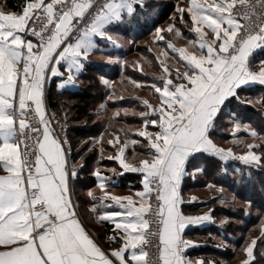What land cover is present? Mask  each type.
<instances>
[{"label":"snow or ice","instance_id":"6c2138e0","mask_svg":"<svg viewBox=\"0 0 264 264\" xmlns=\"http://www.w3.org/2000/svg\"><path fill=\"white\" fill-rule=\"evenodd\" d=\"M234 2L190 0L186 9H178L181 20L185 12L189 15L191 30L200 37V51L197 54L183 47L176 49L188 65L182 75L176 74L183 82L165 78L163 87L152 84L160 94L159 106L142 101L149 111L139 114L144 129L138 134L148 141L149 158L139 160L138 166L127 163V141L110 157L119 161L125 171L142 174L143 188L138 192L139 206L132 196L121 198L104 192L103 198L110 197L123 210L104 212L102 219L112 220L116 229L126 233L122 246L110 254L97 246L78 219L69 184L78 173L68 163L70 142L49 127L44 107L45 82L49 72L52 76L64 75V62L68 72L65 83H72L73 69L79 72L84 66L82 61L96 48L93 37L111 41L106 26L123 23L125 12L129 18L134 15L136 0H29L20 12L0 10V161L4 169L0 174V264H149L145 259L148 253L143 248L137 250V245L145 242L144 230L149 229L145 213L155 217L158 264H187L182 252L191 242L184 240L182 233L186 226L210 217H188L180 209L183 201L179 189L186 161L197 152L224 158L231 155V149L219 148L209 138L210 131L240 86L264 84V60L259 61L258 70L250 67V56L264 49V26L258 28L254 22L242 26L233 14ZM36 17L46 21L40 31L29 27ZM205 28L214 34V39H204ZM74 29L78 36L70 43ZM172 29L173 25H169L168 30ZM155 31L163 40V30L157 27ZM175 31L180 33L178 28ZM29 32L39 38L37 45L25 39ZM168 47L173 45L169 43ZM33 111L43 125L42 132L29 123L26 114ZM150 114L157 118H149ZM149 126L158 131H148ZM32 133L37 138L29 145L26 141ZM252 135H256L254 130ZM29 154L35 157L34 164ZM236 158L247 165H259L264 157L249 150ZM94 175L104 189L106 178L99 171ZM88 195L93 193L89 191ZM149 197L152 205L143 202ZM260 239H264V221ZM256 243L253 237L243 248L246 258L240 264H252Z\"/></svg>","mask_w":264,"mask_h":264},{"label":"crops","instance_id":"0c3cea01","mask_svg":"<svg viewBox=\"0 0 264 264\" xmlns=\"http://www.w3.org/2000/svg\"><path fill=\"white\" fill-rule=\"evenodd\" d=\"M163 1H175L176 10L163 24L154 26L153 22L158 15L159 7ZM28 2L29 0L26 1V3ZM45 2H50V0H45ZM201 2L211 3L212 0H201ZM189 3L190 0H136L134 4V15L129 18L125 12L123 23L117 22L106 26L108 34L112 37L111 41L93 37L96 48L89 54L86 61H82L84 66L79 72L73 69L74 81L72 83H65L68 72L66 70L67 65L64 62L61 64V71L64 72L63 76H52L49 72L48 79L45 82L44 92L45 115L47 114L48 108L50 109L48 98L50 87L53 85L56 91L60 92L81 89L80 82H82V77L87 72L88 66L94 65V63L101 64L102 67L103 65H107L111 69L114 67L113 69L117 70V77H102L101 79L108 88L119 90V93H115L113 89L109 90L107 98L97 109L100 120L109 118L114 112H121L138 117L141 112L149 111L142 103L145 99L154 107L159 106L161 104L160 94L155 92L152 84L163 87L165 78L172 79L174 82H183L182 80H178L176 74L179 72L182 75L183 72L188 70L187 62L180 57L176 49L183 47L187 51L197 54L200 51L198 44L200 37L191 30L189 15L185 12L183 20H181V14L178 10L180 8L186 9ZM0 10L15 12L8 8L6 9L2 0L0 1ZM169 25H173L171 31L168 30ZM157 27L163 30L161 33L164 36L163 40L157 38L155 31ZM177 28L180 29L179 34L175 31ZM204 31L206 33L204 36L205 40L215 38L210 30L205 28ZM25 39H32L34 46L37 45V41L29 33L25 35ZM169 43L173 45L172 48L168 47ZM262 60H264V49L255 50L254 54L250 56L251 69L258 70L259 61ZM165 67L168 69L167 73L164 71ZM253 86L264 88V84L260 83H250L240 86L237 89L236 96L229 98V102L224 106L223 114L215 121L214 128L210 131L209 138L219 148L225 150L231 149L232 154L224 158L206 152H197L190 155L186 161V173L182 178L179 189L183 201L180 204V209L188 217H200L205 214L210 217L208 220L199 224L186 226L182 233V238L191 242L188 248L183 249V252H187V256L184 258L187 264H200V262H203V264H226L225 259L222 258L219 251H222L223 246L228 244L224 240L225 228H223L222 224L226 223V218L229 216L225 212L224 205L226 202L219 198L220 196L217 191L237 186V184H233L236 181L232 175L235 176L240 168L244 171L251 172L254 168L260 167L259 165H247L236 158L249 151L246 148L242 152H239L237 149L238 144L236 143L239 138H242V135L238 136L240 129L236 132V126L242 124L247 126V121L242 116L245 110L242 104L247 102L246 106H254L252 100L248 102L240 98V95L243 94L240 90ZM258 91L252 90V93L256 92V95L259 96L258 105L264 106V90L261 91L258 89ZM124 96L133 98L136 101L123 107L116 104V101L122 99ZM236 97H239V99ZM262 112L264 118V108ZM229 117H233L234 119H229ZM19 118V115H17V127ZM149 118L157 117L150 114ZM252 120L254 123V118ZM143 129V119L141 123L134 125L133 123L120 122L115 131L105 127L104 133H108V139L113 143H108L110 148H106L105 146L101 147L98 152L100 156L92 164L93 185L79 191V189L76 190L75 184L72 183L73 179L69 181L73 193L72 200L76 209L80 212L82 225L85 226V230L97 246L106 254H110L113 249L122 246V238L126 233L123 229H116L112 220L102 219L104 212L123 210L110 197L103 198L104 192L106 191L111 195L121 198L132 196L133 201L139 206L141 198L138 192L143 190L142 174L125 171L119 161L111 159L110 157L115 156L119 148L124 146L127 141L124 152L127 163L138 166L139 160L149 158L148 141L138 134V130ZM147 130L152 132L158 131L157 128L151 126ZM255 133L257 134V131ZM247 135L253 137L251 131ZM133 141L137 143H132ZM137 144L143 147L137 149ZM250 150L260 154L253 148ZM152 151L154 152V150ZM211 157H213L215 164H222L220 165L221 167H217L216 165L210 167L211 160L208 158L211 159ZM72 159L74 163L73 167L78 172V169L83 167L84 163H77L73 158V154ZM95 171H99L106 178L104 181L106 187L104 189L100 188L99 178L94 175ZM221 172L222 174H220ZM3 173V162L0 161V174ZM224 174L231 176L228 179H232V184L224 183ZM117 176H120V178H117ZM216 177L219 178L216 179ZM115 178L116 180H114ZM74 190L78 192V196H75ZM89 191L93 193L92 196L88 195ZM150 198H146L143 202L149 205ZM123 202L126 203V199ZM142 246L143 243L137 245V250L141 249ZM110 258L112 257L110 256Z\"/></svg>","mask_w":264,"mask_h":264},{"label":"trees","instance_id":"16d2710c","mask_svg":"<svg viewBox=\"0 0 264 264\" xmlns=\"http://www.w3.org/2000/svg\"><path fill=\"white\" fill-rule=\"evenodd\" d=\"M2 1L4 2V7L6 9L8 8L12 11L20 12L27 0ZM175 8V1H163L159 7L158 15L153 22L154 26L163 24L164 21L169 19L175 12ZM113 68L114 67L111 69L110 67H107V65H103L102 67L101 64L94 63V65L88 66L87 72L82 77V82H80L81 89L60 92L56 91L55 87L52 85L48 91L51 111L60 114L63 118L71 122L72 127L69 129V139L72 143L71 154H73V158L77 163H84V166L78 169L77 176L72 180V183L76 186V190L79 189V191L90 187L94 183L92 164L97 160L98 156H100V153H98L100 148L104 146L110 148L108 144L109 135L108 133H104L105 127L109 128V130L111 129L115 131L120 122L128 124L133 123L134 125L141 123L143 119L140 115L134 117L121 112H114L109 118L102 120L99 119L97 109L107 98L109 90L113 89L115 93H119V90L117 91L114 88H108L101 80L102 77L110 78L116 76L117 70ZM258 89L261 91L264 90V88L260 86H253L251 88L241 89L240 92L251 94L252 90L259 92ZM118 96L121 97L119 94ZM135 101L136 100L133 98L124 96L122 99L117 100L116 104L123 107L124 105L132 104ZM263 108L264 106H261L259 109L254 106H245L243 117L245 119H248L249 117L254 118V123L252 122L254 128L256 127L264 136ZM140 147L143 146L140 144L136 145L137 149H140ZM208 159L211 160L210 167L212 165L221 167L220 165L222 164H215L213 157ZM240 169L238 171L239 179L232 175L233 179L236 181L233 184H237V186H233V188L227 190L237 196L239 200H244V202L250 204L252 202L260 209V211L264 212V169L260 167L254 168L251 172L244 171L242 168ZM220 174H222V172ZM229 177L231 176L224 174V183L232 184V179H228ZM217 178L219 177H216V179ZM259 187L261 189H258ZM74 193L75 196H78V192H75L74 190ZM225 212H227V215L232 218V221L228 222L225 228L224 240H226L228 244L223 246L222 251L219 252L222 258L225 259L226 264H238L245 254L243 251L246 243L245 233L250 228V226H248L249 224H244L243 221L250 220V217L246 218L241 212H235L229 209H225ZM258 255L259 256L252 262V264H264V248L259 249Z\"/></svg>","mask_w":264,"mask_h":264},{"label":"built area","instance_id":"2783aa9c","mask_svg":"<svg viewBox=\"0 0 264 264\" xmlns=\"http://www.w3.org/2000/svg\"><path fill=\"white\" fill-rule=\"evenodd\" d=\"M104 2H109V0H104ZM233 14L236 15L237 19L240 20L242 26L247 25L250 22H254L258 26V28L260 26H264V19H262L264 18V7L261 6V0H237L234 4ZM45 23L46 21H44L40 17H36L34 23H30L29 27L34 28L36 31H40L45 26ZM79 27H81V25H77V28ZM29 34L31 35L30 32ZM48 34L50 35V33ZM70 36L72 37V39L69 42L70 43L74 42L78 36V33L76 32L75 29L70 33ZM33 38L35 41L38 42L39 39L38 37H33ZM26 115L29 116V123L32 125V127L39 128L41 129L42 132L43 125H40L38 123V117L35 116L34 111L31 114H26ZM46 117L49 120L50 129L55 131L59 137H66L67 140L70 142L71 153H72V143L71 140L69 139V129L72 127L71 122L63 118L58 113L52 112L49 108L47 110ZM27 131L28 129H26V132ZM36 138H37L36 134L32 133L31 139L27 140L26 142L29 145L33 144L35 143ZM23 148L24 145L23 144L20 145L22 160L24 159ZM71 153L68 156V163L69 165L74 166ZM28 159L32 161L34 164L35 157L33 155L29 154ZM117 178H120V176H117ZM114 180H116V178ZM152 204H153V199L150 198L149 205ZM75 210L78 213V218L81 219L80 212L77 209ZM145 219H149L150 224H149V229L145 230L146 239L145 242H143L142 248L148 253L146 260L149 261V264H158L159 241H158V235L156 234L157 228L155 224V217L149 213H146ZM182 255L184 256V258H186L187 252H182Z\"/></svg>","mask_w":264,"mask_h":264},{"label":"rangeland","instance_id":"374dc122","mask_svg":"<svg viewBox=\"0 0 264 264\" xmlns=\"http://www.w3.org/2000/svg\"><path fill=\"white\" fill-rule=\"evenodd\" d=\"M254 95L257 97H255ZM240 98L242 100L248 101V102H249V100L250 101L252 100L253 101L252 104L257 109H259L261 107L260 105H258L259 96L256 95L255 92L251 93V94L243 93L242 95H240ZM246 103L247 102L243 103L242 105H244V107H245L247 105ZM242 116H244V115L242 114ZM229 119H234V118L229 117ZM245 121H247L246 122L247 126L242 124V125L236 126V128H235L236 132H238V130L240 129L238 136L242 135V138H239V140L236 142L238 144V146L236 145L238 151L242 152L246 148H247V150H250L248 146L254 145V147H252V148L254 150L258 151L260 153V155H262V157H264V136L259 132V130L256 127L254 128V125L252 123L253 122L252 118L249 117L248 120L245 119ZM224 122H223V124H224ZM253 130L257 131V134H258V135L256 134L257 136L255 138H253L254 136L251 137V135H247V134H250V131L252 132ZM241 133H247V134H241ZM255 145H259V147H255ZM260 164H259L260 168L264 169V158L261 159ZM235 176L237 177V179H239L238 173ZM258 189H261V188L259 187ZM217 192H218V195L220 196L219 198L222 199L224 202H226L224 205L225 209L233 210L235 212L236 211L241 212V214H244L246 216V218L250 217L249 218L250 220L243 221L244 224L247 223V225L249 224L248 226H250L249 230L245 233L246 234V240H245L246 243H245L244 247H246L247 244L251 242V239L253 237L257 238V243L254 246V250H253V255H254V260H255L259 256L258 255L259 249L264 248L263 247L264 246V243H263L264 239H260V237H261V223H262V221H264V212L260 211V209L256 205H254L252 202L250 204V203L244 202V200H239L237 196H235L234 194L229 192L227 189H222L221 191H217ZM241 208H243V209H241ZM251 217H254V218H251ZM231 219H232L231 217L226 218V223L222 224L223 228H226L228 222L232 221ZM258 247H259V249H258ZM245 258H246V254H244V256L241 260H243Z\"/></svg>","mask_w":264,"mask_h":264}]
</instances>
